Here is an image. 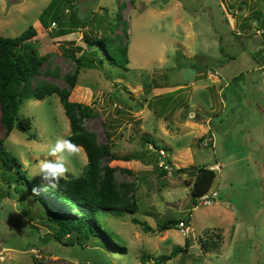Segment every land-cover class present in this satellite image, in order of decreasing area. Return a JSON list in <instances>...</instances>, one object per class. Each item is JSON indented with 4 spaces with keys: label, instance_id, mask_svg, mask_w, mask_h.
Wrapping results in <instances>:
<instances>
[{
    "label": "rangeland",
    "instance_id": "obj_1",
    "mask_svg": "<svg viewBox=\"0 0 264 264\" xmlns=\"http://www.w3.org/2000/svg\"><path fill=\"white\" fill-rule=\"evenodd\" d=\"M178 1L181 10L173 0L168 5L167 0H0V35L14 37L32 25L38 55L48 54L33 85L45 82L69 90L70 100L92 108L94 114L83 124L96 143L133 156L103 162L114 167L121 198L137 203L134 213L96 212L126 252L107 247L100 236L65 245L51 238L47 209L28 186L14 178L8 186L0 172V264H141L142 256L169 253L174 245H184L185 237L191 243L188 252L165 264H264V0ZM254 8V18L242 23ZM79 20L87 21L83 28L52 37L51 31L75 28ZM85 35H107L110 44L121 37L128 47V68L110 63L98 50L102 62L88 66L82 59L71 88ZM176 51L182 54L178 61ZM176 62L193 63L199 73L186 81L185 68ZM156 79L160 87H153ZM120 93L132 97L138 109L120 101ZM17 116L29 117L31 126L5 135L0 122V140L33 184H42L33 173L47 158L49 143L70 134L68 118L57 94L25 100ZM145 137L164 150L175 168L214 169L209 190L217 192L215 202H193L194 176L187 171L171 168L158 175V149ZM80 149L65 177L82 173L87 159ZM133 217L152 230L144 232ZM167 218L188 220L187 231H158L157 224ZM212 232L222 238L216 248L204 244L212 245Z\"/></svg>",
    "mask_w": 264,
    "mask_h": 264
},
{
    "label": "trees",
    "instance_id": "obj_2",
    "mask_svg": "<svg viewBox=\"0 0 264 264\" xmlns=\"http://www.w3.org/2000/svg\"><path fill=\"white\" fill-rule=\"evenodd\" d=\"M51 3L43 10L41 16L46 13ZM255 13L256 11H253L249 14L250 16L244 17L242 23H246L248 18H254ZM52 22L54 23L55 21L53 20ZM86 23L87 21L79 20L75 24V28L64 27L55 29V31H51V33L53 32L52 37L67 35L73 29L83 28ZM258 23L259 21L256 20V24ZM262 24L264 25L263 20ZM44 27L50 28V26L47 27L45 25ZM36 35L37 29L32 25L14 37L0 35V122L5 129V135H8L13 128L25 131L31 126L29 117L19 118L17 116L18 109L25 100L31 98L41 100L48 95L57 94L69 121L70 134L66 138L71 139L73 143L82 147L87 161L79 176L64 177L61 180L58 191H41L39 195H34L33 189L41 188L42 184L39 181H34L35 183L33 184L26 176L25 170L21 168V162L18 157L7 150L2 140H0V172H2L4 181L8 186L11 185L13 178L17 184H26L34 198L39 199L45 206L48 213L45 220L54 230L51 234L53 240L65 245H81L82 242L93 236H100L107 247L119 249L124 253L126 252V247L118 244L112 235L101 226L96 217V212L99 209L108 210L113 215L119 216L123 212L134 213L137 211V203L134 199L124 201L118 193L114 180V167L110 166L107 161L103 162L105 157L108 160H130L133 156L114 154L108 145L100 146L96 143L94 137L84 128L83 124L86 118L94 114L92 108L87 104L70 100L69 90L61 89L45 82L33 85V77L39 73L43 62L48 56V54L38 55L36 50L38 43L34 39ZM83 39L86 48L82 50V54L79 57L75 58L76 70L69 80L71 88L75 84L79 68L83 65L82 59L88 60L86 64L88 66H91L96 61L98 63L102 62V59L97 56L98 50L110 63L123 69L128 68V47L126 44H121V37L118 43L115 44L109 43L111 38L107 35L94 36L92 38L85 35ZM85 52L92 55V57L83 56ZM71 54L74 57V52ZM180 55L182 54L176 51V61H178ZM177 67L179 69L191 67L196 72L199 71V67L193 63L186 65L177 63ZM148 86L152 85L148 84ZM160 86V81L156 79L153 87ZM118 99L130 109H138V105L131 107L121 95L118 96ZM144 139L150 142L155 149L160 148L151 139L146 137ZM157 154L159 157V153ZM166 162L171 166L174 173L187 171V168H175L169 161L166 160ZM155 166L160 176L169 172L168 169L159 167L157 164ZM7 172L13 173L14 176L8 178L6 176ZM188 174L194 176L191 185V195L193 202L196 203L197 198L211 188L215 178V170L206 166H199L196 171L188 172ZM131 221L140 225L144 232L152 230L148 223L135 217L131 218ZM179 221L178 219L167 218L157 224V230L178 229L177 224ZM208 238L211 240L212 245L209 246V241H205L204 244L211 248L218 247L222 241L221 235L217 232H212ZM190 245L189 237H185L184 245H174L169 253H164L157 257L142 256L141 264H149L148 261L150 260L152 261L151 264H165L170 257H175L182 252H188ZM108 263L111 264L110 261Z\"/></svg>",
    "mask_w": 264,
    "mask_h": 264
},
{
    "label": "clouds",
    "instance_id": "obj_3",
    "mask_svg": "<svg viewBox=\"0 0 264 264\" xmlns=\"http://www.w3.org/2000/svg\"><path fill=\"white\" fill-rule=\"evenodd\" d=\"M81 149L69 138L55 137L47 148V158L37 165L33 175L38 176L42 182L41 188H34L33 194L39 195L41 191H58L61 180L73 170L69 164L79 156Z\"/></svg>",
    "mask_w": 264,
    "mask_h": 264
},
{
    "label": "built area",
    "instance_id": "obj_4",
    "mask_svg": "<svg viewBox=\"0 0 264 264\" xmlns=\"http://www.w3.org/2000/svg\"><path fill=\"white\" fill-rule=\"evenodd\" d=\"M52 24H55V23L52 22ZM263 36H264V34H263ZM260 67L264 71V63ZM208 143H211V139H209V140L204 142L205 145H207ZM157 152L159 153L157 165L159 167H163V168L168 169L170 171L171 170V166H169V164L166 162L164 150L163 149H158ZM217 168H218V166H217ZM217 195L218 194H217V192L215 190H208L207 192L203 193L201 196H199L197 198V202L199 204H201V205H206V206L207 205H211L212 203L215 202V199H216ZM177 226H178V229H180V231L182 233H184V232L187 231L188 222L179 221Z\"/></svg>",
    "mask_w": 264,
    "mask_h": 264
},
{
    "label": "water",
    "instance_id": "obj_5",
    "mask_svg": "<svg viewBox=\"0 0 264 264\" xmlns=\"http://www.w3.org/2000/svg\"><path fill=\"white\" fill-rule=\"evenodd\" d=\"M182 73H183L186 81H189L192 78V76L195 74V70L191 67H187V68L182 70ZM121 97L123 99H125L130 104L131 107H134V99L132 97H129L126 94H121ZM195 170H196L195 167L187 168V172H194Z\"/></svg>",
    "mask_w": 264,
    "mask_h": 264
},
{
    "label": "crops",
    "instance_id": "obj_6",
    "mask_svg": "<svg viewBox=\"0 0 264 264\" xmlns=\"http://www.w3.org/2000/svg\"><path fill=\"white\" fill-rule=\"evenodd\" d=\"M171 1L172 0H167V2H165V4L164 5H168V4H170L171 3ZM174 1V4L181 10V4H180V2L178 1V0H173ZM132 6V5H131ZM255 7H256V5H255ZM128 11V10H127ZM126 11V12H127ZM253 11H257V8H254L253 9ZM262 13L264 14V10L262 11ZM247 16V15H246ZM245 16V17H246ZM242 19H244V18H242ZM262 37L264 38V36H263V34H262ZM197 73H199V71H197ZM211 77V76H210ZM212 77H213V75H212ZM200 121H204L203 119L202 120H200ZM212 141V140H211Z\"/></svg>",
    "mask_w": 264,
    "mask_h": 264
}]
</instances>
